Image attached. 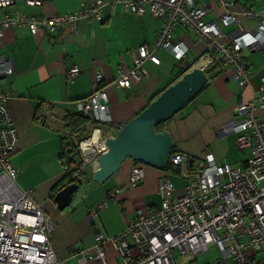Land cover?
I'll return each instance as SVG.
<instances>
[{
  "label": "crops",
  "instance_id": "crops-1",
  "mask_svg": "<svg viewBox=\"0 0 264 264\" xmlns=\"http://www.w3.org/2000/svg\"><path fill=\"white\" fill-rule=\"evenodd\" d=\"M80 1L91 0H45L38 7L16 1L0 8V17L8 13L16 16L21 12L37 16L62 14L76 11ZM228 1L235 3L231 8L233 12H241L243 8L264 10V0ZM197 2L206 9L205 21L218 20L223 13L218 0ZM239 20L245 31L254 32L257 26L255 20L244 16H240ZM161 26L162 21L152 17L148 11L142 17H135L119 5L112 11L104 8L102 21L90 23L82 20L74 29L56 27L52 33L34 36L27 27L16 26L4 29L0 35V55L8 59L13 68L12 74L0 78V86L13 96L8 99V110L17 135L11 157L17 173L15 184L21 191L28 192L53 222L50 241L63 264H100L94 260L82 262L79 251L90 249L94 244L93 223L88 213L101 200L105 199L107 206L98 211L96 224L105 238H111L124 230L138 210L150 211L160 207L159 183L164 176L169 177L174 196L183 194L187 181L175 166L168 170L167 166L164 170L143 166V180L136 187H130L128 182L134 162L126 159L103 185L92 180V172L97 167L89 169L90 178H86L89 187L93 188L76 200L74 194L71 204L65 209L59 210L54 201L57 191L67 184L66 181L60 187L56 185L63 176L60 153L64 150L65 141L69 142L64 134L70 127L78 126L77 130L89 133L97 125L102 130H112L118 124H125L155 94L196 67V62L208 52L206 43L193 31L178 27L173 39L187 48L185 57L178 60L168 50H155L159 63L145 61L139 71L141 78L138 82L130 88H117L118 67L132 68V60L141 45L153 49ZM221 29L222 42L229 41L238 33L235 26ZM241 54L254 76L250 85L240 88L236 80L228 79L222 73L209 80L179 115L164 123L163 130L169 131L173 138V149L192 164L203 162L207 155H211L218 163L228 162L234 167H241L251 157L249 149H237L235 133L223 131L232 121L243 119L236 112L239 101L258 100L255 91L262 85L264 47L246 48ZM75 66L80 73L73 80L69 78L68 71ZM99 72L103 74L99 89L104 90L109 98L106 109L108 120L102 125L100 120L87 116L86 123L73 125L72 122L68 125L67 117L77 112L74 103L93 92L95 76ZM255 115L264 120V107L257 104ZM247 150L250 157L246 155ZM116 189L120 193L112 196ZM103 247L106 264H119L113 247L107 241ZM185 261L179 260L180 264Z\"/></svg>",
  "mask_w": 264,
  "mask_h": 264
},
{
  "label": "built area",
  "instance_id": "built-area-1",
  "mask_svg": "<svg viewBox=\"0 0 264 264\" xmlns=\"http://www.w3.org/2000/svg\"><path fill=\"white\" fill-rule=\"evenodd\" d=\"M17 0H0V8ZM29 7L42 6L45 0H23ZM223 9L218 20L205 21L206 9L197 0H91L80 1L76 11L50 16L18 15L8 13L0 17V35L6 28L25 26L34 36L52 33L56 27L74 29L79 21L90 23L102 21L104 8L112 11L121 6L125 12L142 17L146 11L162 21L152 45H141L132 60V68L118 67L115 80L117 88H130L140 80L142 64L150 60L158 64L155 50L172 52L181 60L187 48L173 39L178 27L193 31L207 45L203 55L207 63L204 72L215 64H221L223 74L238 82L240 88L252 83L253 73L248 67L242 50L264 47V10L243 8L233 12L234 2L218 0ZM244 16L255 20L254 32L245 31L239 20ZM235 26L238 33L227 42H222V27ZM202 58V57H201ZM13 73L8 59L0 55V78ZM80 73L75 66L68 71L73 79ZM102 72L95 76L93 92L74 103L78 113L91 116L105 123L109 104L107 93L99 89ZM262 85L255 93L258 100L239 101L236 112L243 119L224 128V132L237 135L239 150L249 149L251 157L241 167L218 163L211 155L203 162L189 165L182 153L172 154L169 163L178 167L180 175L187 181L183 194L174 196L169 177L160 179V207L150 211L138 210L136 217L128 221L124 230L111 238L98 229L96 217L99 210L106 208V200L98 202L89 210L93 223L94 244L90 249L80 250V259L106 264L103 245L106 241L113 247L119 264H195L188 261L205 253L211 246L219 249L222 257L216 264H264V120L255 115L256 105L264 107V74ZM13 97L0 86V264H63L56 256L50 241L53 222L29 196L15 184L16 170L11 157L17 141L8 110V99ZM255 101H258L256 103ZM112 130H102L97 125L89 133L67 130L69 139L61 153L63 174L67 183L78 180L86 166H96L99 155L106 151L105 138ZM142 164H134L128 185L136 187L144 178ZM94 171V170H93ZM119 189L111 195L116 196Z\"/></svg>",
  "mask_w": 264,
  "mask_h": 264
},
{
  "label": "water",
  "instance_id": "water-1",
  "mask_svg": "<svg viewBox=\"0 0 264 264\" xmlns=\"http://www.w3.org/2000/svg\"><path fill=\"white\" fill-rule=\"evenodd\" d=\"M208 82L207 74L194 67L162 90L134 118L123 125H116L115 131L105 140L106 151L96 160L97 168L92 172L93 182L103 185L126 159L164 170L172 154L174 141L169 131H158L157 127L179 113ZM189 164H192L190 160ZM78 188L79 184L72 182L57 191L54 201L59 210L71 204Z\"/></svg>",
  "mask_w": 264,
  "mask_h": 264
},
{
  "label": "rangeland",
  "instance_id": "rangeland-1",
  "mask_svg": "<svg viewBox=\"0 0 264 264\" xmlns=\"http://www.w3.org/2000/svg\"><path fill=\"white\" fill-rule=\"evenodd\" d=\"M17 3L19 4H25V2L23 0H17ZM194 68V67H193ZM220 68V66H219ZM234 121H232V123H234ZM236 144V143H235ZM237 147V146H236ZM238 149V148H237ZM249 153L250 151L247 150V157L249 156ZM233 157V156H232ZM250 157V156H249ZM234 159V157H233ZM134 162V161H133ZM247 162V161H246ZM245 162V163H246ZM228 163V162H226ZM229 164V163H228ZM231 165V164H230ZM233 165V164H232ZM234 166V165H233ZM93 166L90 167V165L86 166V169L84 170L83 174L80 176L79 178V183L81 184L78 191L75 193V200L77 198H82L84 197L85 193L90 190L91 188L93 187H89V183L87 182V178H90V172H89V169H92ZM262 255H264V245H263V252H261ZM222 257V254L221 252L219 251V249L215 246H211L209 248V250H207L205 253L199 255L196 260L194 261V263H197L199 262L200 264H204V263H207V264H216L217 263V258H221ZM182 259H180L181 261ZM185 259H183L184 261Z\"/></svg>",
  "mask_w": 264,
  "mask_h": 264
},
{
  "label": "trees",
  "instance_id": "trees-1",
  "mask_svg": "<svg viewBox=\"0 0 264 264\" xmlns=\"http://www.w3.org/2000/svg\"><path fill=\"white\" fill-rule=\"evenodd\" d=\"M233 36H235V35H233ZM207 53V52H206ZM219 66L221 67V64H215V65H213V66H211L210 68H208L207 69V71H205V73L207 74V76L209 77V80H213L214 78H216V77H218V76H220V74H222L223 73V69L222 68H219ZM159 93H157V94H155V96L153 97V99L158 95ZM186 108V107H185ZM184 108V109H185ZM179 113H181V111L179 112ZM179 113L178 114H176L174 117H176L177 115H179ZM174 117H172V118H174ZM67 120H68V125H72V122H74L73 123V125H75V124H82V123H86L87 121H88V118H87V116H84L83 114H81V113H78V112H75L74 114H70L68 117H67ZM102 125H104L105 123H101ZM120 124H118V126H119ZM68 127H70V126H68ZM77 127V128H76ZM78 129V126H75V127H70V129L69 130H77ZM164 129V123L163 124H161L160 126H158L157 127V130L158 131H162ZM67 141H65V146H64V148H66V146H69L70 144L69 143H66ZM63 149V148H62ZM62 153V152H61ZM60 153V154H61ZM176 153H180V152H178V151H176L175 149H173V151H172V154H176ZM171 154V155H172ZM60 158H61V156H60ZM134 164H139V163H136V162H134ZM169 168H172V165L168 162V164H167V170L169 169ZM68 180V176L67 175H64L63 174V176H62V178L58 181V183L56 184L58 187H60L63 183H66V181ZM72 182H76V183H78V184H80L77 180H72V181H70L69 183H72ZM63 186V185H62ZM57 187V188H58ZM57 188H55V190L57 189ZM195 259V258H194ZM195 261V260H194Z\"/></svg>",
  "mask_w": 264,
  "mask_h": 264
},
{
  "label": "bare ground",
  "instance_id": "bare-ground-1",
  "mask_svg": "<svg viewBox=\"0 0 264 264\" xmlns=\"http://www.w3.org/2000/svg\"><path fill=\"white\" fill-rule=\"evenodd\" d=\"M206 63H207L206 58L202 57V58H200V59L196 62L195 66L198 67V68H200V69H203L204 66L206 65ZM106 138H107V137H106ZM106 138H105V140H106ZM99 156H100V155H99ZM96 167H97V163H96Z\"/></svg>",
  "mask_w": 264,
  "mask_h": 264
}]
</instances>
